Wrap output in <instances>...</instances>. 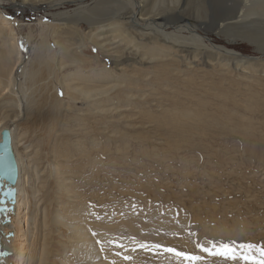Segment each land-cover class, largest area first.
Instances as JSON below:
<instances>
[{
	"label": "rangeland",
	"instance_id": "rangeland-1",
	"mask_svg": "<svg viewBox=\"0 0 264 264\" xmlns=\"http://www.w3.org/2000/svg\"><path fill=\"white\" fill-rule=\"evenodd\" d=\"M67 3L61 10L73 14L74 5ZM146 5L148 17L162 16L174 7L167 11L170 18L179 13L198 33L223 45V38L214 36L215 18L222 13L218 0H161ZM4 7L7 19L20 20L19 38L28 42L16 41L15 52L23 48L24 55L32 58L43 38L52 52L57 51L55 35L83 52L74 57L79 62L71 60L50 77L41 71L37 85L30 87V109L19 123L18 139L37 167L36 187L49 196L44 205L52 215L61 206L62 223L77 227L71 216L84 210L89 236L104 258L105 252L112 254L108 264H192L164 248L203 257L195 264H257L264 259L258 251L264 249V92L250 97L264 86L259 69L253 72L247 67L240 77L237 72L220 74L221 70L205 68L207 56L185 69L179 56L161 59L149 50L139 52L133 61L134 48L124 47L125 41L117 43L120 37L90 41L87 21L60 31L50 14L54 11L40 8L36 14ZM90 9L98 21L118 12L115 4ZM97 43L108 47L101 50ZM234 49L242 57L259 55L245 42ZM11 58L15 59L13 51ZM116 61L120 64L114 67ZM105 71H114L120 79L116 89L98 99H111L110 103L87 107L93 101L72 103L62 94L60 85L68 84L65 76L84 90L92 84L118 83H105ZM91 73L90 82H84ZM4 83L0 84V120L6 126V116L12 112L5 106L11 97L3 91ZM111 109L116 110L112 115ZM56 169L62 187L53 177ZM47 235L44 264H82L84 241L75 232L52 230ZM197 244L229 245L237 258L210 256ZM249 244L254 247H241Z\"/></svg>",
	"mask_w": 264,
	"mask_h": 264
},
{
	"label": "bare ground",
	"instance_id": "bare-ground-1",
	"mask_svg": "<svg viewBox=\"0 0 264 264\" xmlns=\"http://www.w3.org/2000/svg\"><path fill=\"white\" fill-rule=\"evenodd\" d=\"M150 1L157 2L161 0H54V2L50 3H43L44 1L42 2V0H21L20 3L17 0H0V36L4 35L5 37H0L1 39H5V42L3 41L4 44L2 43L1 45L0 43V84L5 81V89L3 91L11 97L5 106L10 108L12 112L11 115L6 116L8 118L6 126L2 122L3 119L0 120V136L2 130L7 129L9 131L10 147L13 150L18 170L14 185L16 191L13 203H6L7 210L0 218V249L6 252V254L0 256V264H44L46 254L44 241L48 236L47 232H51L52 230L58 231L60 234L72 231L76 233L75 237L77 239H83L85 251L80 261L82 264H108L106 260H109L108 256L112 255L111 252H105L104 258L102 256L103 250L101 248L99 250V247H96V244L89 236V230L84 225L87 220L84 210L79 212V209H77L73 216H71L73 222L77 223L75 225L79 226L66 227L62 223L64 213H62L61 206L58 209L56 208L57 211L53 215L46 208L44 201L45 197L49 196L44 195L42 189L38 186L36 187V180H39L36 172L37 167H34L32 161L28 159L29 153L25 143L22 144V141L18 139L20 118H26L32 104L30 94L32 90H30V87L35 84L37 85L38 76L41 71H44L43 73H46L50 77L68 67V64H72L71 60L74 63L79 62L74 57L83 53L81 47L76 48L73 45L65 44L64 40L60 41V38L58 39L57 35H55L56 37L54 36L53 42L57 51L52 52L45 44L46 39L43 38V45H40V48H37L38 50H33L35 52L33 56L31 55L32 58L28 55L26 56V54L24 55L23 48V50L21 49L22 51L15 52L16 41H23L19 38L22 23L18 19L9 20L3 15L2 10L5 9L4 6L6 4L15 9L18 7V10H21V12L25 9L36 12L40 8H43V11H54L50 14L55 26L61 28L60 31L65 27L75 28L82 21H87L89 25L88 38L90 41H95L100 37L104 39L106 35H114L113 41L120 37L121 39L117 43L120 44L125 41L124 47L131 45L134 48L135 54H132L134 57L130 58L133 61H135L139 52L145 53V51L149 50L162 57L161 59H167L169 54L177 55L179 56L178 61L181 63V67L187 69V67L200 62L203 56H207L206 62L203 63L205 68L221 70L220 74H235L237 72L239 74L237 77H240L244 73V70L250 67L253 69V72L258 71L254 69H259L264 76V0H218L222 13L215 18L218 27L216 26L214 36L222 37L224 40L223 45H217L213 38L198 33L196 31L197 28L192 27V24L184 16H178L179 13L177 17L175 16L176 18H170L171 14L167 13V11L172 10L174 7L168 8L166 14L162 16L148 17L146 3ZM66 2H68L67 4L74 5L73 14H68L66 11L61 10V7ZM102 3L117 5L118 12L112 17H108V19L106 18V20L101 19L98 21L91 17V10L93 9H90V6H97ZM40 22L38 26L42 29L43 25ZM215 24L212 27H215ZM209 29L211 30V28ZM244 29L246 31L242 33ZM23 42L28 43L26 40ZM240 42L252 45L259 55L255 58L242 57L241 53L234 49ZM96 46L101 50L108 47L101 43H97ZM12 51L15 57L13 60L11 58ZM138 63H140V60ZM113 64L116 67L120 63L116 61ZM244 65L248 66L244 67ZM106 74L105 83H118L107 87L92 84V86L90 85L88 89L84 90L78 85H73L74 82L70 83L71 76H65L68 78L66 79L68 84L62 83L60 85L62 94L66 98L69 97L72 103L76 100L93 101L92 105L89 104L87 107H98L99 104H108L111 99L102 100L104 102H99L98 99L108 96L112 90L116 89L118 84H120V79L119 75L115 74L114 71L109 74L106 71L102 73V75ZM92 75V73L88 75L86 77L87 80H84V82L89 83L90 81L88 80H90ZM98 76V74H95L93 77ZM219 80L220 82H228L227 79L220 78ZM95 82L99 83V81ZM261 92H264V86L260 85L257 93L256 91H252L250 97L255 99L258 94L261 95ZM94 110L97 109L94 108ZM115 112V109H111L108 114L112 115ZM55 171L53 172V177L57 184L62 187L61 184L63 182L59 178L61 172L58 169ZM33 177H36L35 180ZM50 191H52V188ZM82 216H85V218Z\"/></svg>",
	"mask_w": 264,
	"mask_h": 264
},
{
	"label": "water",
	"instance_id": "water-1",
	"mask_svg": "<svg viewBox=\"0 0 264 264\" xmlns=\"http://www.w3.org/2000/svg\"><path fill=\"white\" fill-rule=\"evenodd\" d=\"M12 151L9 131L2 130L0 136V218L7 210L6 203H13L16 191L14 185L18 170ZM3 254L6 252L0 249V256Z\"/></svg>",
	"mask_w": 264,
	"mask_h": 264
},
{
	"label": "snow or ice",
	"instance_id": "snow-or-ice-1",
	"mask_svg": "<svg viewBox=\"0 0 264 264\" xmlns=\"http://www.w3.org/2000/svg\"><path fill=\"white\" fill-rule=\"evenodd\" d=\"M10 194V193H9ZM95 235V233H94ZM120 246V245H118ZM141 248L146 247L145 245L141 244ZM156 248H160V245H155ZM197 247L200 248V250L204 253H207L210 256H221L225 257L227 259H233L235 260L237 258L236 252L233 251V249L229 245H222L219 247L213 246V247H204L203 245L197 244ZM241 247H247L249 249L253 248V245H241ZM165 252L173 253L177 257H183L186 261L192 262V264H195V262L200 261L203 257L198 255H189L187 253H184L182 251H177L175 248H164ZM258 251L261 252L262 256H264V249H258ZM125 259H128L129 257L125 256ZM244 259H248V257H244ZM257 264H264V259H261L257 262Z\"/></svg>",
	"mask_w": 264,
	"mask_h": 264
}]
</instances>
